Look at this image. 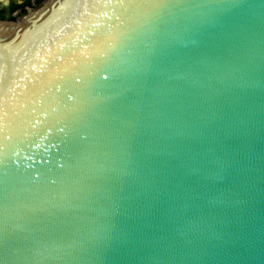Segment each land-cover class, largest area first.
Wrapping results in <instances>:
<instances>
[{
	"label": "water",
	"instance_id": "1",
	"mask_svg": "<svg viewBox=\"0 0 264 264\" xmlns=\"http://www.w3.org/2000/svg\"><path fill=\"white\" fill-rule=\"evenodd\" d=\"M0 26V264H264V0Z\"/></svg>",
	"mask_w": 264,
	"mask_h": 264
},
{
	"label": "flooded vegetation",
	"instance_id": "2",
	"mask_svg": "<svg viewBox=\"0 0 264 264\" xmlns=\"http://www.w3.org/2000/svg\"><path fill=\"white\" fill-rule=\"evenodd\" d=\"M45 0H0V21L16 20L29 8L39 7Z\"/></svg>",
	"mask_w": 264,
	"mask_h": 264
},
{
	"label": "bare ground",
	"instance_id": "3",
	"mask_svg": "<svg viewBox=\"0 0 264 264\" xmlns=\"http://www.w3.org/2000/svg\"><path fill=\"white\" fill-rule=\"evenodd\" d=\"M1 27V26H0Z\"/></svg>",
	"mask_w": 264,
	"mask_h": 264
}]
</instances>
